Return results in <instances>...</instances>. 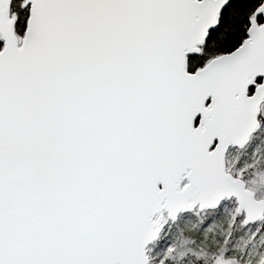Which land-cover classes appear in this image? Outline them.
Segmentation results:
<instances>
[{
  "label": "snow or ice",
  "instance_id": "1",
  "mask_svg": "<svg viewBox=\"0 0 264 264\" xmlns=\"http://www.w3.org/2000/svg\"><path fill=\"white\" fill-rule=\"evenodd\" d=\"M0 264H264V0H0Z\"/></svg>",
  "mask_w": 264,
  "mask_h": 264
}]
</instances>
